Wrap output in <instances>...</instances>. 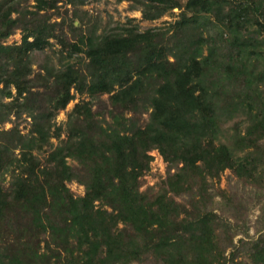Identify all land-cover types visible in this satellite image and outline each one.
<instances>
[{
    "label": "trees",
    "instance_id": "obj_1",
    "mask_svg": "<svg viewBox=\"0 0 264 264\" xmlns=\"http://www.w3.org/2000/svg\"><path fill=\"white\" fill-rule=\"evenodd\" d=\"M86 1L0 0V264H264V0H131L179 12L101 31Z\"/></svg>",
    "mask_w": 264,
    "mask_h": 264
},
{
    "label": "rangeland",
    "instance_id": "obj_2",
    "mask_svg": "<svg viewBox=\"0 0 264 264\" xmlns=\"http://www.w3.org/2000/svg\"><path fill=\"white\" fill-rule=\"evenodd\" d=\"M31 2V1H30ZM61 4V3H60ZM80 9L83 11H87V18L85 20V26L91 25L92 22H97L100 25V31L103 29H109L114 28L116 25L121 23L128 22L129 18L134 19L133 23L140 24L141 27H150V26H156V25H164L170 21H173L179 12V9H174V12L165 14L163 17L154 20H143L142 19V13L140 10L136 9L133 1L131 0H124L121 2H118L117 0H89L86 1L85 4L80 6ZM61 10L63 11V14L65 16V30L68 33V40L74 41L73 39V33H70V23H72V13H73V7L71 5L63 4L61 5ZM53 20L61 18L57 17V14L53 15ZM75 25L78 26L79 22L78 20H75ZM21 30L18 29L17 32L10 37L8 40L9 43H12L14 41L19 42L21 40ZM59 45L53 43L52 46L47 47V49L44 52L39 53L36 55L34 68L36 71L39 70V63L43 62L46 54L50 55L53 64L60 66L59 63ZM77 57V56H75ZM79 58H73V61H78ZM37 89V88H36ZM38 89H42L38 88ZM105 95L104 97H106ZM79 100V96H77L76 99L71 101L67 108L64 110H61L56 118L57 123H62L67 119V113L72 109L74 104ZM148 118L147 115H145V120ZM15 119V117H13ZM18 124H20V128L23 130L24 133L28 132L30 127V121L31 118L29 117L28 113L22 114V116L19 119H16ZM14 123L13 122H7L4 126L6 128H10ZM54 142H57L55 139H53ZM154 156V160L152 163V168L150 172L143 178L144 179V185L143 188H147L149 186H153L155 188L158 187V184L162 178H164L167 175V163L164 161L162 155L159 153L158 150H153L150 152ZM37 155L40 158H44L46 156V153L43 152H37ZM235 183V178L232 176V173L230 170H226L223 174L220 181L215 183L216 187H222L227 188L230 185H233ZM70 187L76 194H83L84 193V187L76 182H73L70 184ZM258 207H255L250 212V224H254L257 215H258ZM251 234H254V229L251 228L250 230Z\"/></svg>",
    "mask_w": 264,
    "mask_h": 264
}]
</instances>
